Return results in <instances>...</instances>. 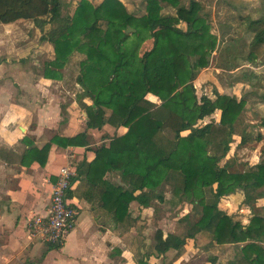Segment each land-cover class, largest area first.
<instances>
[{
	"label": "trees",
	"instance_id": "1",
	"mask_svg": "<svg viewBox=\"0 0 264 264\" xmlns=\"http://www.w3.org/2000/svg\"><path fill=\"white\" fill-rule=\"evenodd\" d=\"M19 19L33 20L40 39L52 46L43 76L60 80L67 89L78 84L79 103L89 97L93 104L83 105L84 131L70 138L55 135L29 154L44 156L52 144L83 145L87 131L104 124L126 127L124 134L98 144L94 158L76 168L84 199L109 213L122 230L131 203L163 202L157 188L166 183L173 200L197 205L201 213L186 234L164 236L157 228L149 245L154 255L200 234L211 243L242 244L233 264H264V217L253 215L243 225L218 208L224 195L264 188V157L238 171L222 162L233 135L246 139L244 130L237 133L244 101L219 93L211 99L199 95L193 84L217 43L203 4L144 0L143 11L136 13L121 0L96 5L79 0L71 13H63L62 0H0V23ZM239 19L252 33L243 42L242 56L255 61L264 53V17ZM128 27L133 30L126 32ZM260 96L264 100V93ZM216 109L217 121L197 124ZM106 173L120 176L122 184L110 183Z\"/></svg>",
	"mask_w": 264,
	"mask_h": 264
},
{
	"label": "crops",
	"instance_id": "2",
	"mask_svg": "<svg viewBox=\"0 0 264 264\" xmlns=\"http://www.w3.org/2000/svg\"><path fill=\"white\" fill-rule=\"evenodd\" d=\"M29 27L37 33L33 20L0 23V264H233L242 254V244L200 246L196 242L198 236L179 248L171 247L154 255L149 245L155 230L160 228L164 236L178 234V216L189 213L188 204H191L176 202L167 192L161 194L163 202L152 199L147 207L133 202L127 228L121 230L109 213L99 211L82 197L83 184L77 173L71 187L77 218L64 244L58 247L28 237V218L45 213L51 184L66 163L68 150L75 152L73 160L79 167L83 160L89 162L94 158L98 144L127 131L123 126L104 124L101 129L88 130L83 145L52 144L44 156L29 154L30 148H41L55 135L70 138L84 131L83 105H93L89 97L82 98L81 103L77 97L69 102L54 98L53 91L63 90L62 83L45 78L42 69L43 62L53 57L52 46L40 39V31L31 41ZM206 70L197 73L195 87ZM149 98L156 101L152 95ZM208 117L200 121L203 124L211 121L206 122ZM259 140L264 145V138ZM222 162L227 161L223 158ZM104 178L110 183L122 184L120 176L113 173H106ZM262 191L264 188L245 189L224 195L218 208L233 221L246 225L253 215L264 217ZM164 205H167L165 210ZM172 213L177 217L172 218Z\"/></svg>",
	"mask_w": 264,
	"mask_h": 264
},
{
	"label": "rangeland",
	"instance_id": "3",
	"mask_svg": "<svg viewBox=\"0 0 264 264\" xmlns=\"http://www.w3.org/2000/svg\"><path fill=\"white\" fill-rule=\"evenodd\" d=\"M79 0H62V12L71 13ZM93 4H98L102 0H88ZM129 11H143L144 0H121ZM188 0H181V4H186ZM203 4V9L208 15L211 24V31L217 37V43L211 52L208 63L205 67L198 70V73L208 68L202 75V79L197 83L196 89L199 95L205 94L211 99L216 98L215 93L227 95L236 100L244 101L243 116L241 124L238 126L237 133L244 130L246 139L241 142L240 135L235 134L228 144L224 160L229 162L231 169L241 170L249 163L256 162L264 157V145H260L259 139L264 138V100L260 95L264 93V53L255 61H249L243 58L244 51L243 42H248L252 33L248 32L245 25L240 22L241 16L251 19L264 17L262 3L264 0H197ZM262 2V3H261ZM183 26V24H180ZM48 26H45L47 28ZM20 31L19 27H16ZM40 29L29 27L28 34L31 41L36 34L39 35ZM42 34V33H41ZM33 42H31L32 44ZM217 49V54L215 53ZM72 62H76V57ZM73 63V64H74ZM217 67V69H216ZM63 90L53 91L57 99L69 102L82 92V88L74 85L69 89L63 85ZM219 89L222 91L219 92ZM52 97V96H51ZM81 102V101H80ZM220 110H216L206 119L214 120L219 118ZM203 124V121L197 122ZM258 148V149H257ZM255 149L256 152L254 151ZM257 152H260L258 154ZM167 186V185H165ZM164 185L157 188L158 193L167 192L170 196V186ZM190 212L184 216L179 215L178 234H186L187 230L193 225L200 216L201 210L197 205H189ZM167 208L164 205L163 210ZM181 210V209H180ZM179 210V211H180ZM161 211V209H160ZM178 211V212H179ZM183 213V212H181ZM177 217L171 214L173 218ZM183 218V219H182ZM199 240L196 242L200 246H211L208 237L205 235H197Z\"/></svg>",
	"mask_w": 264,
	"mask_h": 264
},
{
	"label": "built area",
	"instance_id": "4",
	"mask_svg": "<svg viewBox=\"0 0 264 264\" xmlns=\"http://www.w3.org/2000/svg\"><path fill=\"white\" fill-rule=\"evenodd\" d=\"M75 152L68 150L67 161L62 165L56 180L51 184L48 206L44 214H33L27 221V235L44 244L61 247L73 230L77 208L68 197L72 179L76 176Z\"/></svg>",
	"mask_w": 264,
	"mask_h": 264
},
{
	"label": "water",
	"instance_id": "5",
	"mask_svg": "<svg viewBox=\"0 0 264 264\" xmlns=\"http://www.w3.org/2000/svg\"><path fill=\"white\" fill-rule=\"evenodd\" d=\"M132 30H133L132 28L128 27V28L126 29V32H129V31H132Z\"/></svg>",
	"mask_w": 264,
	"mask_h": 264
}]
</instances>
